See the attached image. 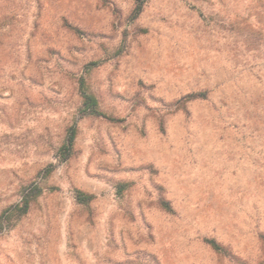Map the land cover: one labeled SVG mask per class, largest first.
Listing matches in <instances>:
<instances>
[{
    "label": "rangeland",
    "instance_id": "rangeland-1",
    "mask_svg": "<svg viewBox=\"0 0 264 264\" xmlns=\"http://www.w3.org/2000/svg\"><path fill=\"white\" fill-rule=\"evenodd\" d=\"M133 7L0 0V264H264V0Z\"/></svg>",
    "mask_w": 264,
    "mask_h": 264
},
{
    "label": "trees",
    "instance_id": "trees-1",
    "mask_svg": "<svg viewBox=\"0 0 264 264\" xmlns=\"http://www.w3.org/2000/svg\"><path fill=\"white\" fill-rule=\"evenodd\" d=\"M134 1V7L131 12V18L134 19L137 17V15L141 12L142 6L145 3L146 0H133ZM96 62H92L91 64H95ZM77 88L79 95L81 97V103L79 107V116H96V117H103L109 120H113L111 116L106 114L103 110L99 107L98 99L95 95L88 92L87 86H86V79L83 75L79 76L77 79ZM205 93L202 91L199 92H192L188 93L184 96V99L182 100H189L194 98H204ZM76 124L72 123L70 124L64 134V139L62 144L58 147L56 151V157L59 161H65L67 160L73 151V144L74 139L76 136ZM52 169V165H48L45 167L42 171V174L45 176L49 174V172ZM124 186L125 184H121ZM42 188L35 182H31L29 185L25 186L22 189V197L20 200V203L11 206L9 209H15L17 211L18 216L25 214L30 206L31 201L41 193ZM75 198L78 203L87 204L92 199V194L83 192L81 190H76L75 192ZM161 207L166 211H171V206L168 201L164 199H160L159 201ZM7 211V210H6ZM6 211L2 214L1 219H6L8 216L5 214ZM1 227H5V224L1 223ZM261 238L264 242V234L261 235ZM204 241L217 253L224 255V256H230L232 257V254L227 246L222 245L218 241H216L214 238H204Z\"/></svg>",
    "mask_w": 264,
    "mask_h": 264
}]
</instances>
